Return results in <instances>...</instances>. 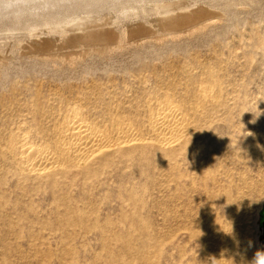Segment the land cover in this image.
Segmentation results:
<instances>
[{
    "label": "rangeland",
    "instance_id": "374dc122",
    "mask_svg": "<svg viewBox=\"0 0 264 264\" xmlns=\"http://www.w3.org/2000/svg\"><path fill=\"white\" fill-rule=\"evenodd\" d=\"M49 1L0 5V264H254L264 0ZM168 110L188 123L164 146L149 119ZM120 118L141 143L48 166L67 125L117 140ZM31 144L48 158L27 161Z\"/></svg>",
    "mask_w": 264,
    "mask_h": 264
},
{
    "label": "bare ground",
    "instance_id": "6f19581e",
    "mask_svg": "<svg viewBox=\"0 0 264 264\" xmlns=\"http://www.w3.org/2000/svg\"><path fill=\"white\" fill-rule=\"evenodd\" d=\"M40 1V0H39ZM47 1H49V0H47ZM60 1V0H59ZM58 1V2H59ZM70 1H72V0H70ZM74 1V0H73ZM72 1V2H73ZM88 1V0H87ZM99 1V0H98ZM25 2H27V0H6V1H2L1 2V0H0V5L2 4L3 5V8L5 9V10H7L10 6H20V5H22V4H24ZM36 2V0H28V4H30V3H35ZM52 2H53V0H52ZM57 2V1H56ZM64 2V1H63ZM97 1H95V3H96ZM99 2H101V1H99ZM103 2V1H102ZM107 2V1H106ZM22 3V4H21ZM47 3V2H46ZM48 3H51L50 1L48 2ZM69 3V2H68ZM90 3V2H89ZM98 3V2H97ZM27 4V3H26ZM52 4V6L53 5H55L56 3H55V0H54V4L53 3H51ZM61 4V3H60ZM167 4V3H166ZM171 4V3H170ZM36 5V4H35ZM98 5V4H97ZM154 5V4H153ZM25 6V5H24ZM23 6V7H24ZM30 6V5H29ZM167 6V5H166ZM176 6V5H175ZM188 6V5H187ZM51 7V6H50ZM162 7V6H161ZM164 7V6H163ZM25 8V7H24ZM47 8V7H46ZM180 8V7H179ZM35 9V8H34ZM63 9V8H62ZM82 9V8H81ZM171 9V8H170ZM4 10V11H5ZM10 10V9H9ZM19 10V9H18ZM32 10H33V8H32ZM70 10V9H69ZM77 10V9H76ZM172 10V9H171ZM199 10V9H198ZM202 10V9H201ZM25 11V10H24ZM73 11V10H72ZM132 11V10H131ZM173 11H175V10H173ZM188 11H191V10H188ZM196 11V10H195ZM34 12V11H33ZM168 12V11H167ZM13 13H15V12H13ZM27 13H28V11H27ZM29 13H31V12H29ZM28 13V14H29ZM185 13V12H184ZM189 13V12H188ZM206 13V12H205ZM163 14V13H162ZM174 14V13H173ZM177 14V13H176ZM190 14H192V12H190ZM172 16V15H171ZM182 16V15H181ZM184 16V15H183ZM203 16V15H202ZM60 18V17H59ZM175 18V17H174ZM214 18V17H213ZM206 19H208V18H206ZM205 19V20H206ZM77 20V19H76ZM163 20V19H162ZM168 20V19H167ZM171 20V19H170ZM182 20V19H181ZM189 20V19H188ZM202 20V19H201ZM83 21V20H82ZM177 21V20H176ZM209 21V20H208ZM75 22V21H74ZM171 22V21H170ZM202 22V21H201ZM174 23V22H173ZM189 23V22H188ZM206 23V22H205ZM210 23V22H209ZM145 24V23H144ZM176 24V23H175ZM211 24V23H210ZM77 25V24H76ZM94 26H95V24H93ZM102 25V24H101ZM100 24H99V26H101ZM203 25V24H202ZM51 26L53 27V24H51ZM71 26V25H70ZM82 26V25H81ZM96 26H97V24H96ZM98 26V27H99ZM104 27H106L105 25H103ZM191 26V25H190ZM52 27H51V30H52ZM55 27H57V25H55ZM60 27V26H59ZM58 27V28H59ZM66 27V26H65ZM206 27V26H205ZM18 28V27H17ZM74 28V27H73ZM83 28V27H82ZM88 28V27H87ZM202 28V27H201ZM23 29V28H22ZM28 29V28H27ZM49 29H50V27H49ZM56 29V28H55ZM54 29V30H55ZM61 29V28H60ZM191 29V28H190ZM54 30H52V31H54ZM56 30H58V29H56ZM71 30V29H70ZM79 30V29H78ZM85 30V29H84ZM83 30V31H84ZM66 31V30H65ZM64 30H63V33L65 32ZM68 31V30H67ZM82 31V30H81ZM88 31V30H87ZM86 31V32H87ZM90 31V30H89ZM88 31V32H89ZM110 31V30H109ZM15 32V31H14ZM69 32V31H68ZM68 32H66V33H68ZM111 32V31H110ZM77 33V32H76ZM108 31L107 30H103V28L101 29V28H97V29H95V31H93L92 33H90V35L91 36H94V38L95 37H97V38H105V36H107L108 35ZM127 33V32H126ZM32 34V33H31ZM71 34H73V33H71ZM83 34H84V32H83ZM110 34H112L113 35V32H111ZM124 34V33H123ZM81 35V34H80ZM35 36V35H34ZM75 36V35H74ZM79 36V35H78ZM87 36V35H86ZM81 37H83V35L81 36ZM111 37V36H110ZM115 37V36H114ZM163 37V36H162ZM76 38H77V36H76ZM88 38V37H87ZM91 38V37H90ZM96 38V39H97ZM84 39V38H83ZM119 39V38H118ZM90 40V39H89ZM88 40V41H89ZM97 40H99V39H97ZM122 40V39H121ZM142 40V39H141ZM84 41H85V39H84ZM87 41V40H86ZM101 41V40H100ZM107 41H108V37H107ZM53 41H51V42H45V43H47L48 45H46L45 46V48H46V50L47 49H49V48H51L52 49V47H54L56 44H58L57 42L54 44V43H52ZM78 43H80V42H78ZM92 43V42H91ZM87 44V43H86ZM100 44H102V43H100ZM42 45V44H41ZM107 45H108V42H107ZM73 46V45H72ZM81 46V45H80ZM85 46V45H84ZM92 46V45H91ZM112 46V45H111ZM59 47H61V45L59 46ZM79 47V46H78ZM110 47V46H109ZM108 47V48H109ZM42 48L44 49V47L42 46ZM54 48H56V47H54ZM62 48V47H61ZM65 48V47H64ZM108 48H106V49H108ZM41 49V48H40ZM59 49V48H58ZM63 49V48H62ZM57 50V49H56ZM55 50V51H56ZM103 50V49H102ZM104 50H105V48H104ZM51 51V50H50ZM75 51V50H74ZM74 51L72 52V54L74 53ZM71 52H69V53H71ZM52 53V52H51ZM56 53V52H55ZM59 53V52H58ZM79 54V53H78ZM55 55V54H54ZM57 55V54H56ZM53 56V55H52ZM58 56V55H57ZM62 59V58H61ZM1 60V59H0ZM73 63V62H72ZM215 75V74H214ZM213 82V81H212ZM212 88V87H211ZM201 89V88H200ZM215 89V88H214ZM206 90V89H205ZM213 90V89H212ZM219 90V89H218ZM202 91V90H201ZM203 92V91H202ZM206 92V91H205ZM216 93V92H215ZM205 95L207 96V93H205ZM221 95V94H220ZM193 96V95H192ZM214 96H216V94L214 95ZM164 97H166V96H164ZM168 98V97H167ZM200 98V97H199ZM198 98V99H199ZM162 99V98H161ZM116 100V99H115ZM196 100V99H195ZM158 101V100H157ZM170 101V100H169ZM174 101V100H173ZM204 101H206V100H204ZM175 102V101H174ZM197 102V101H196ZM199 102H201V99H200V101ZM173 104V103H172ZM78 106V105H77ZM76 106V107H77ZM172 106V105H171ZM191 106H192V104H191ZM69 107V106H68ZM193 107H195V106H193ZM80 108V107H79ZM155 108V107H154ZM200 108V107H199ZM72 109V108H71ZM74 109V108H73ZM163 109V108H162ZM180 109V108H179ZM191 109H192V107H191ZM198 109V108H197ZM153 110V109H152ZM173 110V109H172ZM165 111V110H164ZM199 111V110H198ZM69 112V111H68ZM154 112V111H153ZM160 112V111H159ZM159 112H158V114H153L151 117H150V119H149V123H150V127L152 128V130L153 131H155L156 132V134L155 135H158V137H159V140L162 142V144H165L164 146H168V145H171L173 142H175V141H178L179 139H181L184 135H185V131H187V130H185L184 131V129H186V126L184 125L185 124V122L186 123H188V121H186L185 120V118H186V116L184 117V115H182V114H180V116L181 117H178V118H176V116L175 117H171V113L169 112V110H168V112L163 116H159L160 114H159ZM172 112V111H171ZM185 112H186V110H185ZM194 112H196V111H194ZM200 112V111H199ZM73 113V112H72ZM150 113V112H149ZM165 113V112H164ZM163 113V114H164ZM70 114V113H69ZM75 114L76 115H78V109H75ZM162 114V113H161ZM178 114V113H177ZM80 115V114H79ZM119 115V114H118ZM186 115V114H185ZM188 115V114H187ZM194 115V114H193ZM75 116V115H74ZM77 117V116H76ZM84 117L86 118V116L84 115ZM83 118V117H82ZM84 118V119H85ZM122 119H123V117H121ZM120 118V119H121ZM190 118V117H189ZM193 118V117H192ZM89 119V118H88ZM115 119V118H114ZM121 119V122L120 121H118L119 123L117 124V122H115V124L117 125V128H116V131H118L117 133H116V135L119 133L120 135H119V137H118V139L117 140H119V141H117V140H112V138L110 137L111 135V132H110V136H108L102 129H99L98 127H97V125H95V124H93V123H90L88 120L87 121H83V119H82V121H83V124H80V123H78L76 126H70V124L69 125H67V126H69V128L67 129L68 130V133L70 132V134H69V136H66V134H67V132H66V134L65 135H61V136H59L58 137V139L55 141V144H52V145H55L54 146V148H53V151H51L50 152V154H51V156H50V160H49V163H48V166L49 165H51L50 167H59V166H64L67 162H73V163H75L76 165H79V166H82V165H85L88 161L89 162H91L92 161V158H94V157H96V156H98L99 158L101 157L102 158V156H99V155H101L102 153L104 154V152L105 153H107L108 151H109V149L111 150V148H112V146H114L115 148H116V146L115 145H124L125 146V144H128L129 142H131V144L133 143L132 141H134V142H137V144L138 143H141V142H138V141H140L141 139L140 138H136V137H132V138H129V136L131 135V133H130V135L128 136V138H126L125 137V135H128V131L127 130H129V128L128 127H125V125H126V122H125V125L123 124V120ZM191 119V118H190ZM200 119V118H199ZM198 119V120H199ZM68 120V119H67ZM80 120V121H79ZM78 120V122H81V119H79ZM117 120H119V119H117ZM125 120V119H124ZM185 120V121H184ZM192 120V119H191ZM66 121V120H65ZM77 121V120H76ZM113 121V120H112ZM111 121V122H112ZM67 122V121H66ZM69 122V121H68ZM194 122V121H193ZM201 122V121H200ZM82 123V122H81ZM64 124H66V123H63V125ZM68 124V123H67ZM115 124H114V126H115ZM192 124V123H191ZM55 125V124H54ZM72 125H75V123H72ZM141 125V124H140ZM28 126V125H27ZM109 126V125H108ZM62 127V126H61ZM71 127V128H70ZM132 127V126H131ZM130 127V128H131ZM185 127V128H184ZM104 128V127H103ZM128 128V129H127ZM113 129V128H112ZM114 129H115V127H114ZM150 129V128H149ZM61 130V129H60ZM66 130V131H67ZM70 130V131H69ZM62 131V130H61ZM113 131V130H112ZM151 132V131H150ZM187 133V132H186ZM113 134V133H112ZM142 134V133H141ZM16 135V134H15ZM68 135V134H67ZM154 135V134H153ZM26 136V135H25ZM113 136H115V135H113ZM142 136V135H141ZM13 137H14V135H13ZM12 137V138H13ZM116 137V136H115ZM16 138V137H15ZM117 138V137H116ZM115 138V139H116ZM120 138H121V140H120ZM123 138V139H122ZM143 139H145V138H143ZM142 139V140H143ZM147 139V138H146ZM157 139V138H156ZM13 140H15V139H13ZM18 140V139H17ZM10 141V140H9ZM16 141V140H15ZM30 141V140H29ZM117 141V142H116ZM159 141V142H160ZM17 142V141H16ZM48 142V141H47ZM115 142V143H114ZM157 143V142H156ZM28 144H30V142L28 143ZM136 144V143H135ZM8 146V145H7ZM10 146V147H9ZM9 148H11V150L13 151L14 149V147H15V144H14V141H10V144H9ZM46 146V145H45ZM44 146V147H45ZM49 146V145H48ZM42 147L41 148V145L39 146V147H34V144H31V145H29V147H28V154H26V156L25 155H23V156H25V158L27 159V161H29V160H31L32 158H35V157H37L38 155L40 156V154L41 155H45V157L46 158H48L47 156V154H48V150L46 151V149L47 148H50V147ZM119 146H117V147H119ZM126 146H129V145H126ZM18 148V147H17ZM44 148V149H43ZM121 149V148H120ZM10 150V151H11ZM12 151H11V153H12ZM107 151V152H106ZM14 152V151H13ZM23 152V151H22ZM25 152H23V154H24ZM108 154V153H107ZM107 154H105V155H107ZM11 155H13V154H11ZM47 155V156H46ZM19 157H20V155H19ZM98 157H97V159H98ZM20 159V158H19ZM24 159V158H23ZM25 160V159H24ZM93 160H95V158L93 159ZM33 161V160H32ZM31 163V162H30ZM25 164H26V162H25ZM28 164V163H27ZM32 164V163H31ZM70 164V163H69ZM89 164V163H88ZM91 164V163H90ZM23 165V164H22ZM68 165V164H67ZM19 166V165H18ZM24 166V165H23ZM32 166V165H31ZM66 166V165H65ZM85 166H87V165H85ZM21 167V166H20ZM36 167V166H35ZM41 167V166H40ZM46 167H47V165H46ZM49 167V168H50ZM48 168V167H47ZM51 168V169H52ZM45 169V167L43 166V168H38V170H39V172H43L42 170H44ZM51 169H47V171L48 170H51ZM33 170V168L31 169V173L33 172L32 171ZM36 170V169H35ZM37 171V170H36ZM23 172V171H22ZM38 172V173H39ZM262 209V208H261ZM261 211V210H260ZM221 262V261H220Z\"/></svg>",
    "mask_w": 264,
    "mask_h": 264
},
{
    "label": "clouds",
    "instance_id": "9594fccd",
    "mask_svg": "<svg viewBox=\"0 0 264 264\" xmlns=\"http://www.w3.org/2000/svg\"><path fill=\"white\" fill-rule=\"evenodd\" d=\"M254 264H264V251H258L255 258Z\"/></svg>",
    "mask_w": 264,
    "mask_h": 264
},
{
    "label": "water",
    "instance_id": "95a60500",
    "mask_svg": "<svg viewBox=\"0 0 264 264\" xmlns=\"http://www.w3.org/2000/svg\"><path fill=\"white\" fill-rule=\"evenodd\" d=\"M259 225L264 231V204H263V207H262V209L260 211V215H259Z\"/></svg>",
    "mask_w": 264,
    "mask_h": 264
}]
</instances>
